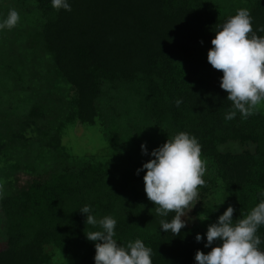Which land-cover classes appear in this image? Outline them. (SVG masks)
Instances as JSON below:
<instances>
[{"label": "trees", "instance_id": "16d2710c", "mask_svg": "<svg viewBox=\"0 0 264 264\" xmlns=\"http://www.w3.org/2000/svg\"><path fill=\"white\" fill-rule=\"evenodd\" d=\"M248 1L256 31L264 26V0ZM69 3L67 11L53 8L51 0H8V12L20 14L10 34L35 30L41 54L31 47L32 55L21 64L0 60V184H10L0 189V210L8 224L0 264H48L49 247L70 253L80 264H94V243L86 234L97 229L85 223L84 205L97 219L116 218L121 245L141 239L152 249L153 264H196L197 250L208 252L195 239L199 233L189 227L178 236L160 230L161 219L170 221L175 213L156 214L144 191L146 172L137 175V169L168 138L188 132L197 137L202 158L214 172L209 185L219 181L229 199L214 217L231 205L233 220L243 218L259 203L264 106L246 119L239 112L225 119L232 105L220 87L223 73L207 61L216 25L236 12L225 13L209 0ZM33 69L34 82L21 74ZM45 84L51 87L42 97L36 86ZM68 85L73 96L59 109L63 101L57 92ZM29 113L28 122H18ZM79 122L103 125L109 158H75L66 152L63 137ZM30 128L34 132L28 138ZM230 142L247 149L241 154L219 150ZM141 144L149 155L142 154ZM20 171L27 184L18 190L14 181ZM258 235L264 238V225Z\"/></svg>", "mask_w": 264, "mask_h": 264}, {"label": "clouds", "instance_id": "9594fccd", "mask_svg": "<svg viewBox=\"0 0 264 264\" xmlns=\"http://www.w3.org/2000/svg\"><path fill=\"white\" fill-rule=\"evenodd\" d=\"M51 3L57 10H71L69 0H51ZM19 21L20 14L10 9L7 17L0 20V31L15 27ZM257 32L264 33V26L253 30V17L247 8L237 9L235 15L216 25L207 61L223 73L220 87L227 92L232 105L225 116L227 120L234 119L237 112L246 119L264 106V35ZM175 103L179 107L182 100ZM141 151L149 155L146 144H141ZM150 156L152 159L137 169V175L146 172L144 191L155 205L156 214L167 217L170 212L175 213L170 221L161 219L160 230L178 236L187 227L183 218L195 207L199 188L206 183L202 146L197 137L181 131L152 150ZM260 196L259 203L243 218L233 220L236 209L229 205L208 226L204 247L211 251L205 254L197 250L196 264H264V238L258 235L264 225V190ZM80 212L86 216L85 223L97 229L86 234L87 240L94 243V264H153L152 249L141 239L126 245L118 243L115 217L106 215L97 219L90 205H84ZM195 239L201 242L204 236L196 234Z\"/></svg>", "mask_w": 264, "mask_h": 264}, {"label": "rangeland", "instance_id": "374dc122", "mask_svg": "<svg viewBox=\"0 0 264 264\" xmlns=\"http://www.w3.org/2000/svg\"><path fill=\"white\" fill-rule=\"evenodd\" d=\"M209 2L213 4H218L221 7H223L225 13L228 12L234 13L237 11V9L240 8L249 9L251 8L250 5H252L251 1L248 0H241V1L240 0L239 1L209 0ZM7 8H8V0H0V20H3L4 18L7 17L8 15ZM15 28L16 27H13L11 29L6 28L0 31V50L3 53L0 60H2V62H4L7 65L8 63L10 64L11 62H14L15 64L23 63V60L26 56L32 55L31 49L28 53V49L31 47L36 49L38 54H41V47L37 46V43L35 42V40H33L37 32L33 30L31 34L27 33L26 31L18 32V34H10L11 31L13 32V30L15 33ZM29 35L33 36V38L29 37ZM32 72L35 73L34 69L32 71H28L26 73H21V74H24L25 77H27L28 79L34 82L36 75L35 74L32 75ZM12 81L15 82L14 79ZM19 83L21 84V80H19ZM26 85L34 86V84H26ZM4 87L5 86L2 85V88ZM44 87L36 86V91L41 93L42 97L46 95V92L51 86L45 84ZM70 89L71 88H69L68 85L65 88H61L60 91L57 92L59 96L57 97L63 101V103L58 104L59 109H64V107L68 105L69 99L72 98L73 93L69 92ZM11 91L12 90L8 92L9 98ZM31 117H32V113H29L28 115L21 117V119H19L18 122H22L26 120H27L26 122H28V120L31 119ZM33 132H34L33 129L31 128L28 129L26 131L27 137L28 138L32 137ZM62 144L66 148V152L70 153L75 158H91V160L97 159L100 161L101 160L100 158L106 156H108L109 158L110 155L108 154V143L104 136L103 125L101 126L100 123L95 126L87 127L81 125L79 122L77 123L76 127L75 126L69 127V129H67L66 134L63 137ZM246 149H247L246 145L242 146L241 144H239V142H230L220 146L219 148V150L223 153L230 152L234 154H241ZM109 160L107 161V163L110 162ZM21 171L16 174L14 181L15 184L14 186H16L18 190H21V188L27 184L26 181L27 177L24 176L26 174L25 172H21ZM203 178L206 183L204 186H201L199 188L198 199L197 201H194V204L196 203V205L183 219L187 221V227L195 229L197 233L202 234L204 236L203 242L206 243L207 241H206L205 233L207 231V228L210 224H213L217 221V218L214 217V214H219L220 212L218 211V208L221 207L222 209H224L226 205L229 203V199L226 196L225 191L222 189V187L219 186L221 185L219 181L214 183V185L212 186L209 185L210 180H214V172L211 166L209 165V163L207 162H206V173ZM1 184H3V186ZM1 184H0V189L1 187L10 186V184L7 185V182H5V180H3ZM198 217L206 220L200 221ZM7 235H8V224L6 222L3 213L0 210V250H3L7 247V240H8ZM218 243L219 241L214 243L213 247L217 246ZM53 249L52 247H49L47 250L48 253H50L51 255L50 263L48 264H80L79 259L71 255L70 253H65L57 250L54 251ZM209 251H211V248H208V252Z\"/></svg>", "mask_w": 264, "mask_h": 264}]
</instances>
